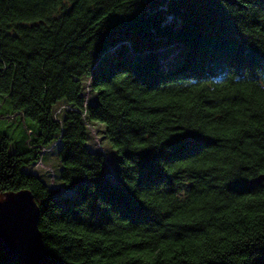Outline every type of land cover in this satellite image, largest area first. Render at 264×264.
<instances>
[{"label": "trees", "instance_id": "trees-1", "mask_svg": "<svg viewBox=\"0 0 264 264\" xmlns=\"http://www.w3.org/2000/svg\"><path fill=\"white\" fill-rule=\"evenodd\" d=\"M0 122L51 264H264V0H0Z\"/></svg>", "mask_w": 264, "mask_h": 264}, {"label": "water", "instance_id": "water-1", "mask_svg": "<svg viewBox=\"0 0 264 264\" xmlns=\"http://www.w3.org/2000/svg\"><path fill=\"white\" fill-rule=\"evenodd\" d=\"M263 179L264 175H259L251 183ZM39 215L28 189L0 193V251L18 264H51L38 227Z\"/></svg>", "mask_w": 264, "mask_h": 264}, {"label": "rangeland", "instance_id": "rangeland-1", "mask_svg": "<svg viewBox=\"0 0 264 264\" xmlns=\"http://www.w3.org/2000/svg\"><path fill=\"white\" fill-rule=\"evenodd\" d=\"M175 38V37H173ZM172 45H175V50L173 48H170ZM181 43L178 41H174L171 45H167L165 47H161L158 49L160 54V63L161 67H167L170 65L173 61L177 59L176 53L180 50ZM113 51V48L109 49L108 55ZM130 55L131 51L128 52ZM146 52L140 53L139 55H144ZM161 55H164L161 58ZM173 57V58H172ZM83 86L85 89H83V94L85 99L93 100V94L89 90V78H83L82 80ZM60 103H57L54 107V115H57L60 109ZM59 105V106H58ZM58 106V107H57ZM28 124L31 126L34 125L33 122L27 121ZM4 125L0 122V128ZM104 127L101 124H94L89 125V139L87 141V145L92 150L100 151L105 159L106 169L108 170V174L110 175L109 179L113 182H118L119 178H117V173L115 170V165L117 162V154L110 148L109 144L107 143L106 139L104 138ZM26 171L32 172V173H38L41 174L45 180L48 181V184H57L56 179L58 178V161L56 159L54 151L48 152L43 158V160H38L36 163L25 166L23 168ZM71 192L75 193V190L73 189Z\"/></svg>", "mask_w": 264, "mask_h": 264}, {"label": "built area", "instance_id": "built-area-1", "mask_svg": "<svg viewBox=\"0 0 264 264\" xmlns=\"http://www.w3.org/2000/svg\"><path fill=\"white\" fill-rule=\"evenodd\" d=\"M11 117V116H10Z\"/></svg>", "mask_w": 264, "mask_h": 264}]
</instances>
